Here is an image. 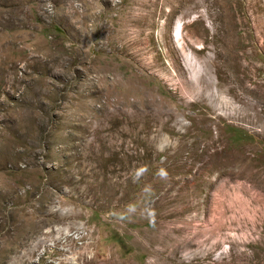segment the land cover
Instances as JSON below:
<instances>
[{"label":"rangeland","instance_id":"rangeland-1","mask_svg":"<svg viewBox=\"0 0 264 264\" xmlns=\"http://www.w3.org/2000/svg\"><path fill=\"white\" fill-rule=\"evenodd\" d=\"M215 3L0 0V264H264V0Z\"/></svg>","mask_w":264,"mask_h":264},{"label":"bare ground","instance_id":"bare-ground-1","mask_svg":"<svg viewBox=\"0 0 264 264\" xmlns=\"http://www.w3.org/2000/svg\"><path fill=\"white\" fill-rule=\"evenodd\" d=\"M214 1L216 2L215 4L221 10L219 11V13L216 14V17L219 20H222L223 17H225L224 10L222 8L224 5L221 3V0ZM240 25L241 23L236 20L235 31L239 30ZM177 29L178 26H174V30ZM229 29L230 28H228L226 23H223V25L221 24L219 27V34L221 33V35L217 38V46H214V50L216 53L215 64L217 66V69L220 68V70L224 71L228 77L237 80L240 78V72H244L245 70L246 65L243 63V59L247 58V54L244 51L240 52L244 47V42L238 39L237 37L233 38L231 30ZM262 30H264V28ZM177 41H180V39H178Z\"/></svg>","mask_w":264,"mask_h":264}]
</instances>
